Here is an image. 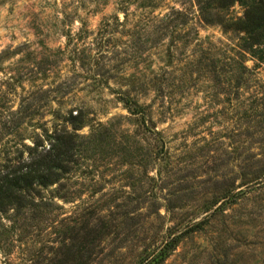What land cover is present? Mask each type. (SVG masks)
I'll list each match as a JSON object with an SVG mask.
<instances>
[{
    "label": "rangeland",
    "instance_id": "1",
    "mask_svg": "<svg viewBox=\"0 0 264 264\" xmlns=\"http://www.w3.org/2000/svg\"><path fill=\"white\" fill-rule=\"evenodd\" d=\"M238 39L195 0H0V167L83 124L71 202L51 227L1 220L0 264H56L85 221L107 227L88 264L173 237L161 264H264V64Z\"/></svg>",
    "mask_w": 264,
    "mask_h": 264
},
{
    "label": "trees",
    "instance_id": "2",
    "mask_svg": "<svg viewBox=\"0 0 264 264\" xmlns=\"http://www.w3.org/2000/svg\"><path fill=\"white\" fill-rule=\"evenodd\" d=\"M235 3L242 7L243 14L238 19H231L228 11ZM195 4L204 23L216 24L224 31L239 34V51L264 64V0H195ZM67 121L71 131L64 128L54 131L47 135V146L39 139L26 147V156L21 152L15 163L0 167V221L4 219L12 223L10 228L16 224L28 226L29 223L51 227L54 221L50 218L59 208L55 200L71 202L64 180L73 172L79 147V135L75 132L83 124L81 114L71 116L69 113ZM97 133L95 128L87 138L95 140L96 136L99 137ZM61 222L55 223L61 225ZM89 225L85 221L79 228L86 230L83 236L77 238L75 235L61 241L65 252L61 259L53 257L56 264L89 263L96 239L102 238L107 229L102 225L96 231ZM67 233L70 235L71 230L68 229ZM177 241L178 238L173 237L160 245L159 251L148 255L143 264H161Z\"/></svg>",
    "mask_w": 264,
    "mask_h": 264
}]
</instances>
